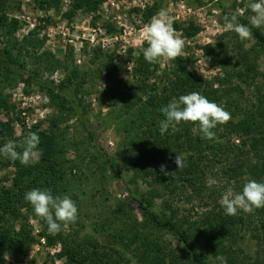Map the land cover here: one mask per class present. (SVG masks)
<instances>
[{"label": "trees", "instance_id": "trees-1", "mask_svg": "<svg viewBox=\"0 0 264 264\" xmlns=\"http://www.w3.org/2000/svg\"><path fill=\"white\" fill-rule=\"evenodd\" d=\"M33 1L41 10L58 9L62 2V0ZM193 1L200 5L204 4L203 0ZM103 2L105 0H71L70 9L65 16L70 19L78 10L94 14ZM156 8V5L146 8L145 18H150ZM242 23L251 28L252 38L262 46L264 54L262 32L252 27L248 20ZM0 27L4 28V34H7L4 36H9L0 49V77L4 82L21 81L27 77V84L48 96L51 106L57 112L67 114L79 122L85 141L88 143L85 149L90 151L89 145L97 143V136L88 119V105L85 103L88 94L85 89L88 72L73 65L64 71V78L58 84H54L44 78L40 69H37L36 63L41 59L33 53L38 47L32 37L33 34L22 41L15 40L12 35L18 28V21L8 20L4 13L0 17ZM174 28L181 30L188 38L198 32L195 27L185 29L182 26H175ZM147 46L144 44L143 48ZM132 53V50H129L125 55L115 57L113 53L104 54L100 48H95L92 64L98 71V78L104 74V85L100 94L102 104L114 109L111 110L110 116L119 121L122 131L126 134L125 138L130 147L128 151L123 152L126 156V164L130 165L134 175L136 174L135 180L140 178L147 186L146 191L140 193V197L137 198V207L146 220L142 223H137L136 220L131 223L126 220L123 225L128 227L115 229L114 227L122 221L117 223L111 220L107 227H103L106 231H113L104 236V245L99 244L95 238L78 240L76 237L66 236L63 230L65 225H62L59 233L50 234L47 223L35 215L32 206L24 199L25 193L39 188L50 189L54 196L74 194L72 183L74 180L70 179L68 170L72 173L78 165L75 161L65 158V139L59 135V124L56 121L51 124L48 132L38 131L37 127H33L31 130L23 131L17 138H14V131L9 123L0 122L2 140L4 136L19 142L29 131L36 132L40 137L38 145L40 156L37 162L22 165L18 160H11L9 163L11 165L7 166H13L15 171L11 172L9 177L0 178V264L6 253H10L14 258H20L30 248L33 237L28 223L29 217L38 221L41 235L48 245L60 246L58 257L65 261L64 264H123L124 255L107 244L109 238L113 239V244L121 245L130 252L132 257L137 259V264H158L162 260L159 256L155 257L153 242H149L148 237L136 230L138 226L167 231L181 238L184 247L187 248L183 258L190 264H211L210 259H213L214 264H221L218 259L220 256L226 258L227 264H259L237 244V233L249 227L243 212L239 211L235 216L225 215L221 204L210 193L208 196L210 203H204L208 210L191 220L179 214L173 199V188L176 186L174 180L177 178V181L185 182L191 187L193 195L201 196L203 183L199 180L206 177L202 164L210 155L214 158L223 155L231 160V166L224 170L223 175L227 178V184L230 180H234L235 191L242 190L247 181L241 179L246 174H249L251 179L264 182L262 179L264 93L258 92L255 104L243 118L236 122L230 120L213 129L216 134L215 139L203 138L198 124L190 122H181L161 135L159 121L164 119L160 112L161 107L172 99H178L180 95L193 91L220 105L227 104L228 90L224 88L223 83L230 82L231 75L216 78L214 81H202L198 79L187 58L170 60L169 68L160 70V62L149 64L144 59L143 52L138 56H133ZM116 60H119L118 63ZM129 62L132 64L130 73L132 83H124L120 80V73L123 65ZM244 66L248 72L254 71V65L251 63L247 62ZM237 75L242 78L244 74L239 71ZM7 108L8 104L0 94V110ZM232 136L238 137L240 144L230 142ZM17 151L21 149L18 148ZM176 153L185 158V167L177 169L174 163ZM116 160L115 158H107L104 161L95 159L101 169L107 168L114 179H121ZM162 164L167 166L168 175L154 171L155 165L160 168ZM99 180L102 185L104 176ZM7 183L9 184L6 185ZM158 199L161 203L159 210L155 211ZM256 210L264 212V208ZM118 211H121L120 207ZM120 216L123 219L122 211ZM77 220L75 223H78ZM12 221H20L19 226L14 227ZM260 224L264 233V215ZM200 240H204L206 245V250L202 253L196 249ZM138 243L142 250L138 247ZM171 262L181 264L174 254Z\"/></svg>", "mask_w": 264, "mask_h": 264}, {"label": "rangeland", "instance_id": "rangeland-1", "mask_svg": "<svg viewBox=\"0 0 264 264\" xmlns=\"http://www.w3.org/2000/svg\"><path fill=\"white\" fill-rule=\"evenodd\" d=\"M203 2L204 4L200 5L193 0H105L96 13L78 10L68 19L65 14L70 9L71 0H62L58 9L47 10L39 9L33 0H0V17L4 13L8 20L18 21L13 38L22 41L33 34L32 37L38 45L33 53L41 59L35 63L44 78L58 84L64 78V71L73 65L88 72L85 88L88 94L85 103L88 105V119L97 136V143L89 145L90 151L85 149L88 143L79 122L67 114L57 112L51 106L48 96L27 84V77L21 81L11 82H4L0 77V94L8 104L7 110H0L1 124L9 123L14 131V138H17L23 131L31 130L33 127H37L38 131L48 132L51 124L56 121L59 124L58 134L65 139L64 156L78 165L72 173L68 170L70 179L74 180L72 182L74 194L69 196L78 206V223L63 226L66 236L76 237L78 240L95 238L99 244L104 245V236L113 231H106L103 227H107L111 220L117 223L122 221L114 229L128 227L123 225L126 220L131 223L134 220L137 223L146 220L137 207V198L140 197V193L146 191L147 186L142 179L135 180L136 174L134 175L131 166L126 164L123 152L128 151L130 147L125 138L126 134L120 127L121 124L110 116L111 110L114 109L102 104L100 94L104 85V74L98 78V71L92 64L95 48H100L104 54L113 53L115 57H121L129 50H132L133 56H138L143 52L144 44L147 45L143 31L145 25L161 9H165L174 18V27L198 29L191 38L186 37L181 30L175 29L176 35L184 41V52L181 57L188 59L198 79L214 81L216 78L231 75L229 79L231 81L223 83L224 88L228 90L226 102L229 103L222 105L231 114L230 120L236 122L243 118L255 104L258 92L264 93L262 46L253 38L241 40L234 31L225 30L224 27V17L231 16L237 10L240 12L238 16L240 23L244 20L249 21L252 15L247 8L249 0H203ZM155 5L157 8L153 15L146 19L145 9ZM3 29L0 27V49L9 37L4 36L7 34H4ZM258 29L264 35V27ZM118 61L116 60L117 63ZM247 62L254 65L253 72H248L245 68ZM169 63L170 60L162 59L160 70L168 69ZM131 67L130 62L122 67L120 80L124 83H132ZM50 68L52 70H47ZM239 71L244 74L242 78L237 75ZM2 137L3 140L0 136V147L12 140ZM230 142L240 144L239 138L235 136L230 138ZM107 158L117 159L121 179H114L109 169L103 170L98 166V161ZM132 162L134 163V160ZM9 163L11 159L0 154L1 179L9 177L10 173L15 171L13 166H7L11 165ZM230 166L231 160L223 155L216 158L210 155L204 160L202 169L206 177L199 180L203 183L201 196L193 195L191 187L185 182L177 181L176 178L173 199L179 214L191 220L203 214L208 210L204 203H210L208 199L210 193L221 204L224 191L234 187V180L227 184V178L223 175L224 170ZM154 171L161 170L155 165ZM101 176H104L102 185L99 180ZM209 178L215 181L211 187L207 184ZM248 179H251V176L246 174L241 180ZM262 179L264 181V176ZM160 203L158 199L155 211L159 210ZM118 207L123 213V219ZM243 213L249 227L237 233V244L260 264L264 262V233L260 226L264 212H257L255 209L250 214ZM19 223L20 221H12L16 228ZM28 223L33 237L30 248L20 258H14L10 253H6L1 264H64L65 261L58 257L60 246L47 244L35 218L29 217ZM136 230L148 237L149 242H153L154 255L162 260L158 264H173L171 262L173 254L181 264H190L183 258L187 248L184 247L181 238L167 231L141 226ZM203 241L200 240L197 244L196 249L200 253L206 250ZM107 244L121 251L124 255L123 264H137V259L121 245L113 244L112 238H109ZM210 263L214 264L213 259H210Z\"/></svg>", "mask_w": 264, "mask_h": 264}, {"label": "clouds", "instance_id": "clouds-1", "mask_svg": "<svg viewBox=\"0 0 264 264\" xmlns=\"http://www.w3.org/2000/svg\"><path fill=\"white\" fill-rule=\"evenodd\" d=\"M247 8L252 15L249 23L252 27H264V0H249ZM239 10L224 17L225 30L234 31L241 40L252 38V30L238 20ZM174 18L165 9H161L144 27V38L147 47L143 49V57L149 64L164 60H176L183 55L184 41L176 35ZM164 119L159 121V132L164 135L169 128H175L181 122L198 124L203 138L212 140L216 134L213 131L218 125H224L231 119V114L220 104L209 100L199 92H190L172 99L160 108ZM40 137L36 132L29 131L19 142L9 140L0 147V154L12 161H19L22 165H29L39 159L38 145ZM21 151H17V149ZM174 163L177 169L186 166L185 158L176 153ZM167 166H160L165 175ZM215 181L208 179L211 187ZM24 199L32 206L36 216L48 225L50 234L61 231L62 225L74 223L78 217V206L67 194L54 196L50 189H31L25 193ZM225 215L235 216L239 211L252 213L255 209L264 208V182L249 179L244 183L242 190L237 192L229 187L224 191L220 200ZM218 259L221 264H227L225 257Z\"/></svg>", "mask_w": 264, "mask_h": 264}]
</instances>
